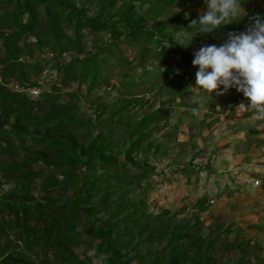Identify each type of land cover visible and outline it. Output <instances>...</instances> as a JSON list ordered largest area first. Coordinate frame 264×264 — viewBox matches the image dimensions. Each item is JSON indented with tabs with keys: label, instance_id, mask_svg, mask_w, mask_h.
Instances as JSON below:
<instances>
[{
	"label": "trees",
	"instance_id": "1",
	"mask_svg": "<svg viewBox=\"0 0 264 264\" xmlns=\"http://www.w3.org/2000/svg\"><path fill=\"white\" fill-rule=\"evenodd\" d=\"M116 3L120 5L115 7ZM192 3L92 0L94 9H90L77 7L75 0H0V154L17 152L27 164H42L52 172L43 187L53 190L61 185L63 191L61 201L33 200L28 194L35 172L29 165L0 162V170L17 183H26L21 202L0 198V215L11 216L16 245L28 251H49L55 264H93L85 254L76 256L72 251L84 245L103 256L100 264H217L216 246L202 237L197 221L190 224L146 215L142 203L128 197L131 186L154 174L148 156L159 151L161 144L152 140V131L168 125L160 108L136 120L132 110L140 105L142 95L170 79L173 58L191 65L193 53L182 50L170 31L187 28L179 23L183 17L179 8ZM90 33H107L108 40L96 53L83 56L82 46ZM202 37L198 35L197 40ZM132 42L152 50L162 67L142 71L137 80H124L115 100L96 116V125L84 122L73 93L63 94L60 102L52 95L31 99L5 88L8 82L22 88L39 86L31 77L40 76L54 62L49 66L63 71L64 83L91 92L108 79L102 76L104 54L120 53V47ZM66 53L77 56L61 66L58 63ZM47 54L52 57L44 59ZM187 86L188 81L181 78L172 88L184 107L194 98L185 90ZM209 99L217 100L213 94ZM107 112L112 115L103 121ZM13 140L19 149L11 145ZM32 145L38 149H29ZM198 203L201 206L207 200L203 197ZM8 242L0 244V264H35L9 252Z\"/></svg>",
	"mask_w": 264,
	"mask_h": 264
},
{
	"label": "rangeland",
	"instance_id": "2",
	"mask_svg": "<svg viewBox=\"0 0 264 264\" xmlns=\"http://www.w3.org/2000/svg\"><path fill=\"white\" fill-rule=\"evenodd\" d=\"M75 1L77 7L94 9L92 0ZM119 5L116 3L115 7ZM134 7L138 9L139 4L135 3ZM243 7L249 14L264 12V0H246ZM179 10L183 11L179 23L187 27L197 13L204 10V5L202 0H194L192 4L180 6ZM228 26L216 37L203 36L197 40L198 34L186 48L179 44L186 43L196 30L187 32L178 29L170 33L182 50L193 53L202 44L219 46L224 42L225 31H244L246 24L243 22L234 30L228 29ZM107 40V33H90L82 46L81 55L96 53ZM120 48V53L113 50L104 54L106 65L102 68V76L108 79L91 92L80 89L75 83H64L63 71L55 70V77H43V72L52 69L50 66L54 62H50L40 76H32L31 80L42 88L41 99L52 95L61 102L66 92L75 94L84 122L96 125V116L115 100L124 80H137L142 71H155L162 67L154 60L152 50L146 51L139 43L132 42ZM76 56L66 53L58 64L65 66ZM169 65L174 68L170 79L142 95L140 105L132 110L133 119L136 120L160 108L166 114L168 125L160 131H152V140L161 144L159 151H151L148 156L154 174L146 181L131 186L128 197L133 202H141L146 215H162L174 222L190 224L197 221V229L202 237L213 241L216 246L217 264H222L220 260L224 257L225 264H264V120H256L250 108L243 111L237 107L241 103L247 105L248 101L234 88L223 95L212 93L217 98L212 101L206 94L190 88L194 85L197 70L192 64H182L179 57H175ZM181 78L188 81L185 90L194 96L189 107L182 106L178 95L172 91ZM5 88L13 91L12 82H8ZM25 92L23 94L32 99V93ZM110 114L107 112L103 121ZM113 132L116 134L118 131ZM11 145L20 148L14 140ZM29 149L36 150L38 147L32 145ZM0 162L29 165L35 172L28 194L31 199L61 201V185L53 190L43 187V183L52 175L50 169L42 164H27L17 152L0 154ZM187 175L190 179H187ZM58 180L61 182L62 177L58 176ZM23 184L26 183H17L14 177L0 170V198L21 202ZM203 197L207 203L200 206L198 201ZM101 217L102 213L97 214V218ZM11 220L10 215H0V244L6 245L11 240L7 244L9 252H17L35 264H55L49 251L40 248L28 251L22 245H16ZM240 247H243L242 250ZM72 251L76 256L85 254L93 264H100L103 259L90 245L74 247ZM225 251L229 252L228 255L224 254Z\"/></svg>",
	"mask_w": 264,
	"mask_h": 264
},
{
	"label": "clouds",
	"instance_id": "3",
	"mask_svg": "<svg viewBox=\"0 0 264 264\" xmlns=\"http://www.w3.org/2000/svg\"><path fill=\"white\" fill-rule=\"evenodd\" d=\"M245 2L202 0L204 10L187 26L193 27L195 33L179 45L186 48L198 34L216 37L225 26L245 22L244 31H225L224 42L219 46L202 44L193 52L191 64L197 70L190 88L209 98L212 93L223 95L234 88L248 101L247 105L241 103L237 107L243 111L252 109L259 121L264 120V14L247 13Z\"/></svg>",
	"mask_w": 264,
	"mask_h": 264
},
{
	"label": "built area",
	"instance_id": "4",
	"mask_svg": "<svg viewBox=\"0 0 264 264\" xmlns=\"http://www.w3.org/2000/svg\"><path fill=\"white\" fill-rule=\"evenodd\" d=\"M45 57L51 58L52 54H47V55H45ZM42 75H43V77L48 75V77L51 78V77H55L57 75V72L54 69H46ZM13 91L16 93H20V94H23L24 91H26L28 93L31 92L32 93V99H37L43 93L42 88L40 86L34 87L31 90H29L28 88L25 90L24 88H22L18 85H13ZM25 95H27V94H25Z\"/></svg>",
	"mask_w": 264,
	"mask_h": 264
}]
</instances>
